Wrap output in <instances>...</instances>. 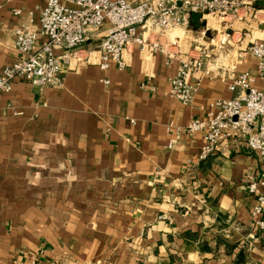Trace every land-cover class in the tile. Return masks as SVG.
<instances>
[{"label": "crops", "instance_id": "1", "mask_svg": "<svg viewBox=\"0 0 264 264\" xmlns=\"http://www.w3.org/2000/svg\"><path fill=\"white\" fill-rule=\"evenodd\" d=\"M46 1L0 0V71L18 57L13 10H34L38 21ZM197 14L190 25L205 22ZM178 48L134 49L123 71L92 64L65 71L61 86L17 81L0 95V264L39 250L38 264H264L248 191L264 159L226 140L199 160L201 133L168 148L179 128L234 95L228 78L238 72L206 66L183 105L168 84L190 54Z\"/></svg>", "mask_w": 264, "mask_h": 264}, {"label": "built area", "instance_id": "2", "mask_svg": "<svg viewBox=\"0 0 264 264\" xmlns=\"http://www.w3.org/2000/svg\"><path fill=\"white\" fill-rule=\"evenodd\" d=\"M194 12L220 19L227 31H242L248 23L264 27V0H47L38 21L34 10L15 8L18 57L0 71V95L12 91L17 81L61 86L65 71L92 64L104 72L123 71L130 66L134 49L170 55L158 34L189 27ZM247 53L255 61V72L245 70L228 78L234 95L216 99L204 117L179 128L168 148H174L182 136L201 133L199 160L216 153L226 140H236L264 159V86H258L264 82V37L253 39ZM207 58L199 52L180 59L168 81L172 98L183 105L192 102L207 73ZM248 191L257 198L251 210L252 227L264 231V174L248 184ZM42 253L36 251L13 264H38Z\"/></svg>", "mask_w": 264, "mask_h": 264}, {"label": "rangeland", "instance_id": "3", "mask_svg": "<svg viewBox=\"0 0 264 264\" xmlns=\"http://www.w3.org/2000/svg\"><path fill=\"white\" fill-rule=\"evenodd\" d=\"M209 21L211 22L208 24ZM205 22H207L206 26L191 24L190 27L178 28L169 32L167 36L170 41L163 42L162 37L165 34L162 33L158 34V39L167 49L178 46L179 55L182 54L181 51H189L192 55L205 52L208 56L206 66L216 69L217 72L231 69L233 72L239 73L255 67L253 59L247 53V46L254 38H262L264 34L258 30L251 37L246 34L245 30L227 31L224 29L225 26L220 24V19L213 16L206 15ZM206 28L210 30L216 28L211 38H208V34L205 33L207 32ZM241 28L240 25L236 29ZM169 42L171 43L169 44ZM145 53L146 57L150 56L147 52Z\"/></svg>", "mask_w": 264, "mask_h": 264}, {"label": "water", "instance_id": "4", "mask_svg": "<svg viewBox=\"0 0 264 264\" xmlns=\"http://www.w3.org/2000/svg\"><path fill=\"white\" fill-rule=\"evenodd\" d=\"M197 15H198V17H202V14H201V13H199V14H197ZM195 16H196V15H195ZM203 25L206 26V22H204ZM208 34L210 35V32H208Z\"/></svg>", "mask_w": 264, "mask_h": 264}]
</instances>
